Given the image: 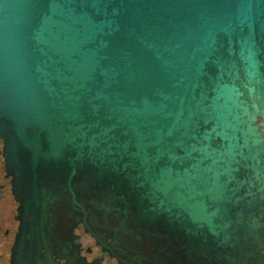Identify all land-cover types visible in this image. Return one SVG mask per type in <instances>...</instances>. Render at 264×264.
Here are the masks:
<instances>
[{"label": "water", "instance_id": "obj_1", "mask_svg": "<svg viewBox=\"0 0 264 264\" xmlns=\"http://www.w3.org/2000/svg\"><path fill=\"white\" fill-rule=\"evenodd\" d=\"M0 137L12 264H264V0H0Z\"/></svg>", "mask_w": 264, "mask_h": 264}, {"label": "flooded vegetation", "instance_id": "obj_2", "mask_svg": "<svg viewBox=\"0 0 264 264\" xmlns=\"http://www.w3.org/2000/svg\"><path fill=\"white\" fill-rule=\"evenodd\" d=\"M3 151L4 140L0 137V264H12L13 244L20 225L19 202L12 190L13 176L7 171ZM74 241L78 245L80 256L88 264H120L119 259L104 250L95 237L85 231L82 224L75 228ZM262 252L264 255V249ZM58 260L66 261L60 258Z\"/></svg>", "mask_w": 264, "mask_h": 264}]
</instances>
